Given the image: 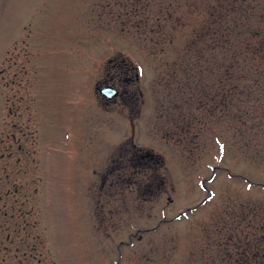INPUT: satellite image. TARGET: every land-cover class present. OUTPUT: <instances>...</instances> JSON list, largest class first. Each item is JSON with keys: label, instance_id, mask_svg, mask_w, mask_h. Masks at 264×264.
Returning <instances> with one entry per match:
<instances>
[{"label": "rangeland", "instance_id": "obj_1", "mask_svg": "<svg viewBox=\"0 0 264 264\" xmlns=\"http://www.w3.org/2000/svg\"><path fill=\"white\" fill-rule=\"evenodd\" d=\"M193 1L0 0V264H264L261 100L237 129L199 92L221 84L191 72ZM136 150L162 157L160 190Z\"/></svg>", "mask_w": 264, "mask_h": 264}, {"label": "trees", "instance_id": "obj_2", "mask_svg": "<svg viewBox=\"0 0 264 264\" xmlns=\"http://www.w3.org/2000/svg\"><path fill=\"white\" fill-rule=\"evenodd\" d=\"M131 1L144 2V0ZM193 2L195 4L190 2L189 5H197L195 0ZM255 2L256 0H206L205 5L210 6L207 10L205 22L200 27L193 29L191 44L188 47L189 51L198 58L196 64L191 67V72L196 70L195 74L197 75L202 71H210L212 67H218L220 69L218 82H220L221 87H216L220 93H217L216 89L215 93L209 95L212 92L210 88L208 91V86L205 87V84L199 78H196L195 81L200 89L199 92L203 91L210 100L213 99L216 101V99L222 96V102L218 105L222 106L221 109L224 110L227 118L234 121L235 124H232V127L237 129L241 124L239 119L249 112L248 110L243 112L244 105L242 98H245L247 104H250L253 94L257 96L258 100H261L256 108V111H259V114H255L257 124L261 125L262 121L264 122V27L262 28L263 31L259 29L254 31L249 24L250 18L260 8L262 10L260 18L264 20V6L258 8ZM165 4L173 5L171 1ZM255 36L259 37L257 43L253 44L250 41L246 43L249 37ZM208 52L209 56L207 55ZM215 53H217L216 56L214 55ZM218 55L219 58L217 59ZM243 55V64L247 66L246 68L244 65L242 66L240 60ZM249 56H254L258 62L256 71L254 72V81H256L255 88L249 82L251 74L249 67H252V65L248 66ZM210 58L212 59L210 60ZM218 109L215 103L209 109L210 115L218 116L214 115ZM123 153L125 152L123 151ZM127 162L131 166H139L140 169L149 168L153 170L152 181H148L145 185L150 191L160 190L161 187L165 186L164 177H160L158 174V169L163 168L164 164L162 157L159 155L153 152L136 150L128 158ZM120 167H122L120 171H128L126 165ZM110 172L107 173L108 175L106 177L114 174V171L112 173ZM119 175V178H121L123 173ZM145 189L146 187H144Z\"/></svg>", "mask_w": 264, "mask_h": 264}, {"label": "water", "instance_id": "obj_3", "mask_svg": "<svg viewBox=\"0 0 264 264\" xmlns=\"http://www.w3.org/2000/svg\"><path fill=\"white\" fill-rule=\"evenodd\" d=\"M99 91L104 97H106L109 100L113 99L114 97L118 95V90L111 86H105L101 88Z\"/></svg>", "mask_w": 264, "mask_h": 264}, {"label": "flooded vegetation", "instance_id": "obj_4", "mask_svg": "<svg viewBox=\"0 0 264 264\" xmlns=\"http://www.w3.org/2000/svg\"><path fill=\"white\" fill-rule=\"evenodd\" d=\"M113 62H115V61H114V60L110 61V63H113ZM122 65H123V64H120V67H122Z\"/></svg>", "mask_w": 264, "mask_h": 264}]
</instances>
